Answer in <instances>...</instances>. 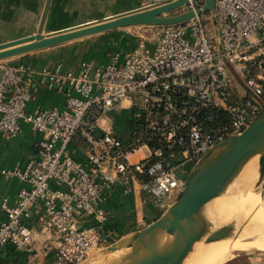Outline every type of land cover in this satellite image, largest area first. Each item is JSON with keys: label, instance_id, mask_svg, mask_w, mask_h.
<instances>
[{"label": "built area", "instance_id": "1", "mask_svg": "<svg viewBox=\"0 0 264 264\" xmlns=\"http://www.w3.org/2000/svg\"><path fill=\"white\" fill-rule=\"evenodd\" d=\"M176 1L141 0L146 10ZM202 7L188 0L177 12H192L191 20L161 27L151 51L140 43L112 53L103 67L0 62V134L14 138L24 123L37 136L32 161L0 166V176L26 185L12 205L0 206V252L29 251L38 233L51 239L52 264H86L113 245L103 235V191L121 186L165 211L205 153L264 115V0H213L207 14ZM36 78L64 96L63 110L27 111ZM120 109L129 115L125 140L102 125ZM205 110L214 112L207 129ZM76 141L86 165L70 155ZM34 210L36 231L29 226Z\"/></svg>", "mask_w": 264, "mask_h": 264}, {"label": "crops", "instance_id": "2", "mask_svg": "<svg viewBox=\"0 0 264 264\" xmlns=\"http://www.w3.org/2000/svg\"><path fill=\"white\" fill-rule=\"evenodd\" d=\"M142 6L141 0H0V44L33 36L40 24H43L41 34L52 36L146 10ZM122 36V32L115 34L112 31L56 48L32 52L9 61L25 64L34 70L61 66L63 71H71L81 62L103 67L108 64L109 56L114 50L128 41L125 38L122 40ZM114 41L121 45H111ZM45 109L63 110L64 96L48 91L44 78H36L31 88V102L27 111L32 113ZM128 116L126 111L120 109L110 120L108 117L102 122L103 128L109 130L110 125L115 135L125 140L129 137ZM36 139L37 136L24 123H21L20 132L14 138L0 134V166L11 169L16 165L23 167L32 161L35 158ZM69 152L76 162L86 165L85 147L80 141L74 142ZM24 187L26 185L16 179L0 176V206L3 201L12 205L16 195ZM98 207L107 216L103 235L113 245L150 225L164 212L155 210L149 200L123 193L121 186L103 191ZM39 216V211L34 210L29 223L32 230L36 231ZM4 219L0 209V223ZM34 240V245L26 252H17L11 247L2 250L0 264H52L51 239L37 233Z\"/></svg>", "mask_w": 264, "mask_h": 264}, {"label": "water", "instance_id": "3", "mask_svg": "<svg viewBox=\"0 0 264 264\" xmlns=\"http://www.w3.org/2000/svg\"><path fill=\"white\" fill-rule=\"evenodd\" d=\"M187 1L178 0L52 36H43V24H40L33 36L0 44V62L124 28L180 25L191 20L194 14L164 16L182 8ZM212 8L213 0H204L201 12L207 14ZM252 160H256L258 166L256 184H264V115L240 136L226 140L205 153L189 170L160 217L112 245L100 256L105 259L104 264H184L197 244L209 238L220 240L240 234L243 227L235 230L232 225L212 231L206 210Z\"/></svg>", "mask_w": 264, "mask_h": 264}, {"label": "bare ground", "instance_id": "4", "mask_svg": "<svg viewBox=\"0 0 264 264\" xmlns=\"http://www.w3.org/2000/svg\"><path fill=\"white\" fill-rule=\"evenodd\" d=\"M257 171V161H250L226 188L225 191L247 178L246 182L243 181L239 187L237 186L239 189L236 193L228 191L229 198H234L233 205L229 206L232 207L229 213H227V201L223 195L212 202L206 210L207 218L213 227L212 231L217 227L230 225L235 226L237 230L238 221L243 220L242 232L235 234L233 241L232 237L220 240L209 238L205 243L197 244L184 264H225L234 252L255 250L264 253V199L260 198L263 192L260 190L261 185L256 184ZM262 188H264L263 185ZM255 194H258L257 198L254 197ZM254 202L256 205H253Z\"/></svg>", "mask_w": 264, "mask_h": 264}, {"label": "rangeland", "instance_id": "5", "mask_svg": "<svg viewBox=\"0 0 264 264\" xmlns=\"http://www.w3.org/2000/svg\"><path fill=\"white\" fill-rule=\"evenodd\" d=\"M204 2V0H202ZM177 2V1H176ZM172 4V3H171ZM180 10V9H179ZM180 11H174L170 14L165 15L164 17H171V16H176V15H180ZM161 27H131V28H124V29H120V30H116L114 31L115 34L119 31L123 33L122 36V40L125 38L128 41L123 42V45L121 48L114 50L115 51H123V52H127L129 50H131L132 48L136 47L138 44L143 43L145 45V47L147 49H152L153 44H155L156 42V34L158 33V31L160 30ZM124 30V31H121ZM105 34V33H104ZM97 36V35H96ZM94 37V36H93ZM77 42V41H76ZM120 42V39H119ZM118 42H111L110 44H117ZM126 43V45H125ZM120 44H117L115 46H120ZM110 47V46H109ZM125 47V48H124ZM154 47V46H153ZM122 48H124L123 50H121ZM131 48V49H130ZM247 180V178L245 179ZM245 180H243L244 182H246ZM238 183L236 186H233L232 188L228 189L227 191H225L223 193V196L226 198L227 201V213H229L230 208L229 206L233 205V200L234 198H229L228 196V191L231 190V192L234 194L236 193V190L239 189L238 187L240 186L241 183ZM264 183V182H263ZM261 188L260 190L263 191L262 192V196L260 197L261 200L264 199V188H262V185L264 186V184H260ZM238 186V187H237ZM237 187V188H236ZM234 188V189H233ZM235 190V192L233 191ZM258 195V194H257ZM255 194L254 197L257 196ZM253 197V198H254ZM237 198V196L235 197ZM257 198V197H256ZM255 201V200H254ZM235 202V201H234ZM171 203V202H170ZM169 203V204H170ZM168 204V205H169ZM230 204V205H229ZM253 205H256V202L253 203ZM163 213V212H162ZM160 215V214H159ZM159 217V216H158ZM240 219V217H239ZM241 221V223H240ZM238 221V224L236 227H242L243 224V220ZM237 228V229H238ZM234 235V234H233ZM232 237V241L234 240L235 236H231ZM234 237V238H233ZM205 243V242H202ZM234 255V256H233ZM102 257V256H101ZM100 256L97 255H93L91 259L88 260V262L86 264H104L105 259H101ZM100 259V261H99ZM98 260V261H97ZM225 264H264V253L263 252H258L255 250H251V251H246V252H234L231 255V258L225 263Z\"/></svg>", "mask_w": 264, "mask_h": 264}, {"label": "trees", "instance_id": "6", "mask_svg": "<svg viewBox=\"0 0 264 264\" xmlns=\"http://www.w3.org/2000/svg\"><path fill=\"white\" fill-rule=\"evenodd\" d=\"M137 47V46H136ZM135 48V47H134ZM124 48H122L121 50H123ZM131 49V48H130ZM133 49V48H132ZM115 52H118V51H115ZM115 52H113V53H115ZM14 63H16V62H14ZM214 112L213 111H203L202 112V114H201V116H200V121L204 124V127H205V129H207V125H209L208 123V121H207V118L209 117V115L210 114H213ZM130 132V131H129ZM117 136V135H116ZM151 162H149L148 164H150ZM159 218V217H158Z\"/></svg>", "mask_w": 264, "mask_h": 264}]
</instances>
